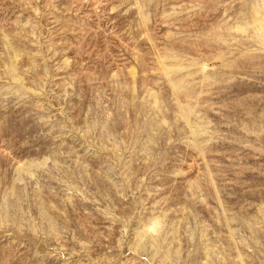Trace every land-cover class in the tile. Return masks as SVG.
I'll use <instances>...</instances> for the list:
<instances>
[{"label": "rangeland", "instance_id": "374dc122", "mask_svg": "<svg viewBox=\"0 0 264 264\" xmlns=\"http://www.w3.org/2000/svg\"><path fill=\"white\" fill-rule=\"evenodd\" d=\"M0 264H264V0H0Z\"/></svg>", "mask_w": 264, "mask_h": 264}]
</instances>
